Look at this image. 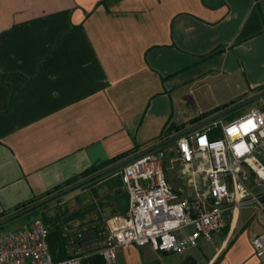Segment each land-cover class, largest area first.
<instances>
[{"label":"crops","instance_id":"1","mask_svg":"<svg viewBox=\"0 0 264 264\" xmlns=\"http://www.w3.org/2000/svg\"><path fill=\"white\" fill-rule=\"evenodd\" d=\"M258 88L264 0H0V216ZM71 192L70 214H46L50 257L105 264L106 223L127 207L118 171ZM242 209L179 254L128 245L113 264H262L264 213Z\"/></svg>","mask_w":264,"mask_h":264},{"label":"built area","instance_id":"2","mask_svg":"<svg viewBox=\"0 0 264 264\" xmlns=\"http://www.w3.org/2000/svg\"><path fill=\"white\" fill-rule=\"evenodd\" d=\"M216 129L219 136L214 138ZM200 130L173 141L169 156L159 148L119 168L127 207L123 216L106 223L101 251L105 264H113L116 248L128 245L147 244L156 252L179 254L198 239L209 241L248 205L264 213L261 112L251 109L233 121L217 120ZM170 171L182 182L181 188L168 182ZM187 228L189 233L182 234ZM47 236L39 219L1 234L0 264H78L74 259L53 261ZM250 245L253 256L264 264V234L252 237Z\"/></svg>","mask_w":264,"mask_h":264},{"label":"water","instance_id":"3","mask_svg":"<svg viewBox=\"0 0 264 264\" xmlns=\"http://www.w3.org/2000/svg\"><path fill=\"white\" fill-rule=\"evenodd\" d=\"M263 96H264V90H262L260 92H257V93L249 96L248 98H246V99H244V100H242V101H240L238 103H235V104H233V105H231V106H229V107H227V108H225V109H223V110H221L219 112H216L215 114H212L211 116L205 118L204 120L198 122L197 124H195V125H193V126H191L189 128H186V129H184V130H182L180 132H177V133L169 136L168 138H166L164 140H161V141L153 144L152 146H150L148 148H145V149H143V150H141L139 152H136L135 154H133V155H131V156H129V157H127V158H125V159L113 164V165H110V166L100 170L99 172H96V173H94V174H92V175H90V176H88V177H86V178H84V179H82V180L70 185V186H67L66 188H64V189H62V190H60V191H58V192H56L54 194H51V195H49V196H47V197H45V198L33 203V204H30V205H28V206H26V207H24V208H22V209H20V210H18L16 212L10 214L8 216H5V217L0 219V226L6 224L9 221H12V220L18 218V217H20V216H22L24 214H27V213L31 212L32 210H35V209L39 208L40 206H42V205H44V204H46V203H48V202H50V201H52L54 199H57V198L65 195V194H67V193H69V192H71L73 190H76V189L82 187L83 185H85V184H87L89 182H92V181H94V180H96V179H98V178H100V177H102V176H104L106 174H109V173H111L113 171H116L119 168H121L123 165H125L128 162L132 161L133 159H135V158H137V157H139L141 155H144V154H146L148 152H151L153 150L159 149V148H161V147H163V146H165V145H167L169 143H172L173 141H175L179 137H181L183 135H186L188 133H191V132H193V131H195L197 129H200V128H202V127H204V126H206V125H208V124H210L212 122H215V121L221 119L222 117H224L225 115H227V114H229V113H231V112H233V111H235V110H237L239 108H242V107H244V106H246V105H248V104H250V103H252V102H254L256 100H258L259 98H261Z\"/></svg>","mask_w":264,"mask_h":264},{"label":"rangeland","instance_id":"4","mask_svg":"<svg viewBox=\"0 0 264 264\" xmlns=\"http://www.w3.org/2000/svg\"><path fill=\"white\" fill-rule=\"evenodd\" d=\"M251 109L259 110L261 112V114L264 116V96L259 98L256 101L242 107V108H239V109L225 115L224 117L219 119V122L222 124H225V123H228L230 121H233L234 119H237L240 116L245 115ZM213 136H214V138H217L219 136L218 129L213 130ZM167 146H171V143H169V144H167L161 148L164 149ZM168 178L172 181L171 183H172V185H174L175 188H181L183 186L181 181L176 180V177H175V174L173 171H170L168 173ZM70 193H72V192H69L66 195H68ZM61 197L46 203L48 205H46L43 209L37 210L34 214H28V215L24 214V215H22L16 219L9 221L6 224L2 225L0 227V235L3 233H7V232L17 230V229L25 226L26 224H28L33 219H40V214H42V213L46 215V214H51L52 212L54 213L55 211L59 210L60 212L65 211L66 212V213H64L65 215L70 214L71 211L75 208V201L73 200V198L72 199H69V198L68 199L67 198L61 199ZM80 198L81 197H78L77 201H79ZM244 208L240 211V219L243 218V216H247L248 214H253L256 217H260V215L262 213L252 204L248 205Z\"/></svg>","mask_w":264,"mask_h":264},{"label":"trees","instance_id":"5","mask_svg":"<svg viewBox=\"0 0 264 264\" xmlns=\"http://www.w3.org/2000/svg\"><path fill=\"white\" fill-rule=\"evenodd\" d=\"M262 90H264V88H258V89L255 90V92L257 93V92H260V91H262ZM219 109H222V110H223L224 108L221 107V108H217V109H214V110L209 111V112H206V113H202V114H200V115L194 117L193 119H191V120L188 122V125H189V126H192V125L197 124L198 122L204 120L205 118L211 116L212 114H215L216 111L219 110ZM184 129H185V128H184V126H182V125H181V126H176V127H168V128H166V129H164L162 136L159 137V138H160V139H166V138H168L169 136H171V135H173V134H175V133H177V132H180V131H182V130H184ZM135 153H136V150L134 149V150H132V151H130V152H128V153H124V154H121L120 156H117V157L113 158L112 160L108 161L106 164H104V165H102V166L92 167V168L88 169L87 171H85L84 173H82V174H81L80 176H78L77 178H73V179H71V180H68V181H67L62 187H59V188H56V189H54V190H52V191H50V192H47L43 198H45V197H47V196H49V195H51V194H54V193L60 191L61 189L65 188V187H67V186H70V185H72V184H74V183H76V182H78V181H80V180H82V179H84V178H86V177H88V176H90V175L96 173V172H99L100 170L104 169L105 167H108V166H110V165H113V164H115V163H117V162H119V161H121V160H123V159H125V158H127V157H129V156H131V155H133V154H135ZM118 170H119V169H118ZM118 170L113 171V172H111V173H109V174L115 173V172H117ZM43 198H41V199H43ZM41 199H39V200H41ZM39 200H31V201L27 202L26 204H21L20 206H18L17 208H15L14 211H18V210H20V209H22V208H24V207H26V206H28V205H30V204H33V203H35V202H37V201H39ZM44 206H45V204L42 205L41 207L35 209V210H32L31 212H29V213H27V214H25V215H28V214H34L37 210H40V209H41L42 207H44ZM3 217H4V215H1V216H0V219L3 218ZM39 220H41L42 223H43V224L46 226V228H48V229L51 228V227H54L55 229H57L58 226H59V225L57 224L56 217L47 216V215H45V214H43V213L40 214V219H39ZM0 227H1V226H0Z\"/></svg>","mask_w":264,"mask_h":264}]
</instances>
